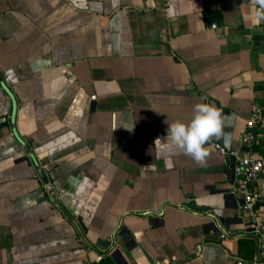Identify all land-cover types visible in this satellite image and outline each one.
Instances as JSON below:
<instances>
[{"label":"crops","instance_id":"0c3cea01","mask_svg":"<svg viewBox=\"0 0 264 264\" xmlns=\"http://www.w3.org/2000/svg\"><path fill=\"white\" fill-rule=\"evenodd\" d=\"M263 99L264 0H0V264L258 259L264 201L214 143L246 154ZM198 103L224 121L205 161L158 151Z\"/></svg>","mask_w":264,"mask_h":264},{"label":"built area","instance_id":"2783aa9c","mask_svg":"<svg viewBox=\"0 0 264 264\" xmlns=\"http://www.w3.org/2000/svg\"><path fill=\"white\" fill-rule=\"evenodd\" d=\"M217 27L216 23L212 24V28ZM243 142L247 148V153L244 155L227 150L217 143H214V147L221 154L235 158L234 172L237 183L228 193L234 197L239 195L243 201L244 210L254 214L264 201V99L252 110L247 130L243 135ZM41 182L49 198L50 194L59 198L48 180L44 179ZM254 231L260 235V259L250 262L238 260L236 264H264V222L255 225Z\"/></svg>","mask_w":264,"mask_h":264},{"label":"clouds","instance_id":"9594fccd","mask_svg":"<svg viewBox=\"0 0 264 264\" xmlns=\"http://www.w3.org/2000/svg\"><path fill=\"white\" fill-rule=\"evenodd\" d=\"M223 123L222 113L218 108L208 103H198L194 105L191 120L168 123L167 135L157 138L155 146L158 151L182 153L203 163L208 155L205 145L211 138L223 135Z\"/></svg>","mask_w":264,"mask_h":264},{"label":"water","instance_id":"95a60500","mask_svg":"<svg viewBox=\"0 0 264 264\" xmlns=\"http://www.w3.org/2000/svg\"><path fill=\"white\" fill-rule=\"evenodd\" d=\"M58 197H55V196H51V194H50V199L51 200H53V201H55L56 202V200L55 199H57ZM154 221L155 220H151V223H154ZM209 229L210 230H213V232H218V227H217V224H216V222H212V224H211V226H209ZM121 240L123 241V242H125V243H127V242H129V240H130V237H129V235H122L121 236ZM260 248H261V240H260ZM260 248H259V252H258V259H260ZM238 260H240V258H237ZM245 261V260H244Z\"/></svg>","mask_w":264,"mask_h":264},{"label":"trees","instance_id":"16d2710c","mask_svg":"<svg viewBox=\"0 0 264 264\" xmlns=\"http://www.w3.org/2000/svg\"><path fill=\"white\" fill-rule=\"evenodd\" d=\"M216 13H217L218 16L220 15V17H221L220 12L216 11ZM248 248H250V246H249ZM248 248H247V250H248ZM240 250H244V249L241 248ZM251 250H254V249L251 248ZM245 257H246V256H245ZM247 257H248V259H250V257H252V255H247Z\"/></svg>","mask_w":264,"mask_h":264}]
</instances>
